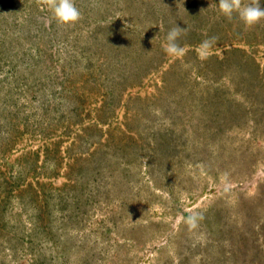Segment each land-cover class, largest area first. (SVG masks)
Returning <instances> with one entry per match:
<instances>
[{
  "label": "rangeland",
  "instance_id": "rangeland-1",
  "mask_svg": "<svg viewBox=\"0 0 264 264\" xmlns=\"http://www.w3.org/2000/svg\"><path fill=\"white\" fill-rule=\"evenodd\" d=\"M74 2L0 0V264H264V20Z\"/></svg>",
  "mask_w": 264,
  "mask_h": 264
},
{
  "label": "clouds",
  "instance_id": "clouds-1",
  "mask_svg": "<svg viewBox=\"0 0 264 264\" xmlns=\"http://www.w3.org/2000/svg\"><path fill=\"white\" fill-rule=\"evenodd\" d=\"M218 8L221 15L232 18L236 14L239 20L246 26L252 27L264 20V0H255L253 3L242 4L241 0H219L213 3ZM211 6V5H210ZM52 19L59 25H73L81 18V11L76 6L74 0H50L49 4ZM186 31L176 26L171 28L162 44L163 50L170 56H181L184 48L177 41L181 34ZM216 37L205 39L200 44L202 54L207 55L215 43ZM150 210V206L147 211ZM146 211V212H147ZM202 218L200 213H193L185 218L186 223L195 228L198 220ZM136 222V221H135Z\"/></svg>",
  "mask_w": 264,
  "mask_h": 264
}]
</instances>
